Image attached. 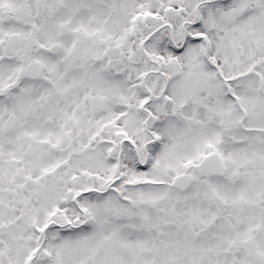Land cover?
Segmentation results:
<instances>
[{"label":"snow or ice","instance_id":"6c2138e0","mask_svg":"<svg viewBox=\"0 0 264 264\" xmlns=\"http://www.w3.org/2000/svg\"><path fill=\"white\" fill-rule=\"evenodd\" d=\"M0 264H264V0H0Z\"/></svg>","mask_w":264,"mask_h":264}]
</instances>
